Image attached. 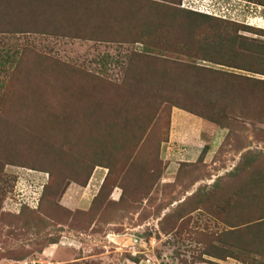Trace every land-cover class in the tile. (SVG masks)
Returning <instances> with one entry per match:
<instances>
[{"label":"rangeland","instance_id":"1","mask_svg":"<svg viewBox=\"0 0 264 264\" xmlns=\"http://www.w3.org/2000/svg\"><path fill=\"white\" fill-rule=\"evenodd\" d=\"M0 264H264V0H0Z\"/></svg>","mask_w":264,"mask_h":264},{"label":"trees","instance_id":"2","mask_svg":"<svg viewBox=\"0 0 264 264\" xmlns=\"http://www.w3.org/2000/svg\"><path fill=\"white\" fill-rule=\"evenodd\" d=\"M189 11L194 12V13H197V14H200V15H206V16H209V14H207V13H202V12H197V11H192V10H189ZM85 184H86V183H83L82 186L85 185Z\"/></svg>","mask_w":264,"mask_h":264},{"label":"built area","instance_id":"3","mask_svg":"<svg viewBox=\"0 0 264 264\" xmlns=\"http://www.w3.org/2000/svg\"><path fill=\"white\" fill-rule=\"evenodd\" d=\"M188 5H190V3H188ZM188 10H199V9H196L194 8L192 5L189 7L188 6ZM206 11L205 12H208L207 9H205Z\"/></svg>","mask_w":264,"mask_h":264},{"label":"clouds","instance_id":"4","mask_svg":"<svg viewBox=\"0 0 264 264\" xmlns=\"http://www.w3.org/2000/svg\"><path fill=\"white\" fill-rule=\"evenodd\" d=\"M184 1H185V0H184ZM192 11H197V12L207 13V12L202 11V10H192Z\"/></svg>","mask_w":264,"mask_h":264}]
</instances>
